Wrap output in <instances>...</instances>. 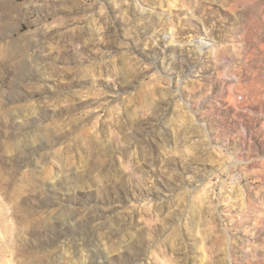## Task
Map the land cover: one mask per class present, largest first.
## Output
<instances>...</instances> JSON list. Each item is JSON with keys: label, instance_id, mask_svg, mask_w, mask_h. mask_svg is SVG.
Masks as SVG:
<instances>
[{"label": "rangeland", "instance_id": "374dc122", "mask_svg": "<svg viewBox=\"0 0 264 264\" xmlns=\"http://www.w3.org/2000/svg\"><path fill=\"white\" fill-rule=\"evenodd\" d=\"M16 234L41 264H264V0H0V264Z\"/></svg>", "mask_w": 264, "mask_h": 264}, {"label": "bare ground", "instance_id": "6f19581e", "mask_svg": "<svg viewBox=\"0 0 264 264\" xmlns=\"http://www.w3.org/2000/svg\"><path fill=\"white\" fill-rule=\"evenodd\" d=\"M210 45L211 44L208 42L199 43V46H201L203 48L204 47L208 48V47H210ZM26 218H24V220H23L22 218H20L18 216L17 221L19 222L20 226L23 225L24 223L26 224L28 222V219H26ZM29 223H31V222H29ZM25 241H26V239L23 238L22 236H20V234H16L13 238H11V241L9 244L10 246L13 247V249L10 251L9 250H7V251H9L10 254L12 256H14V258H16V264H41L40 256H36L34 251H31L25 247L19 246L20 244L24 243ZM4 263H2V264H4Z\"/></svg>", "mask_w": 264, "mask_h": 264}]
</instances>
